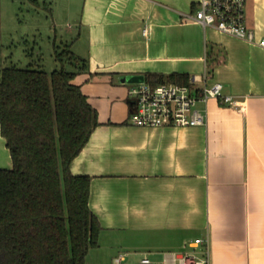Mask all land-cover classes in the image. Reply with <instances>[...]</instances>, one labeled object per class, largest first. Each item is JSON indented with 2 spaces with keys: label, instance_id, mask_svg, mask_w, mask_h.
<instances>
[{
  "label": "crops",
  "instance_id": "0c3cea01",
  "mask_svg": "<svg viewBox=\"0 0 264 264\" xmlns=\"http://www.w3.org/2000/svg\"><path fill=\"white\" fill-rule=\"evenodd\" d=\"M197 1L78 0L69 16L68 44L88 65L72 82L98 113L70 165L90 177L89 207L102 227L85 264H114L121 253L162 256L207 234L212 264H264V0H246L254 43L186 19ZM205 71L242 110L212 98L205 125L130 123L122 76L200 80ZM11 167L0 132V168Z\"/></svg>",
  "mask_w": 264,
  "mask_h": 264
},
{
  "label": "trees",
  "instance_id": "16d2710c",
  "mask_svg": "<svg viewBox=\"0 0 264 264\" xmlns=\"http://www.w3.org/2000/svg\"><path fill=\"white\" fill-rule=\"evenodd\" d=\"M55 60L61 66L50 72L40 66L0 69V132L12 160L11 168H0V264H85L99 245L90 177L70 170L98 125L96 109L72 82L88 65L68 44L55 51ZM143 79L189 83L176 73H146Z\"/></svg>",
  "mask_w": 264,
  "mask_h": 264
},
{
  "label": "built area",
  "instance_id": "2783aa9c",
  "mask_svg": "<svg viewBox=\"0 0 264 264\" xmlns=\"http://www.w3.org/2000/svg\"><path fill=\"white\" fill-rule=\"evenodd\" d=\"M201 26L213 27L249 43L256 40L255 31L246 23V0H198L193 12L184 15ZM147 29L143 30L146 33ZM264 46V39L258 41ZM207 72L200 80L189 78L188 84L163 82L152 85L144 79L128 83L127 98L134 110L129 121L143 127H191L205 125L206 103L217 99L220 105L242 110L238 99L222 93L221 83H207ZM198 82H202L198 85ZM203 106V107H200ZM126 254H118L114 264H121ZM135 264H212L208 234L186 240L174 250L163 252L161 260L142 256Z\"/></svg>",
  "mask_w": 264,
  "mask_h": 264
},
{
  "label": "rangeland",
  "instance_id": "374dc122",
  "mask_svg": "<svg viewBox=\"0 0 264 264\" xmlns=\"http://www.w3.org/2000/svg\"><path fill=\"white\" fill-rule=\"evenodd\" d=\"M79 7L78 0H0L1 64L21 68L40 66L47 72L59 68L61 63L55 60V51L60 53L75 37L69 28L74 27L69 16H75ZM69 49L72 52L70 46ZM66 62L64 57L63 64L70 68ZM142 256L130 254L121 264H135Z\"/></svg>",
  "mask_w": 264,
  "mask_h": 264
},
{
  "label": "water",
  "instance_id": "95a60500",
  "mask_svg": "<svg viewBox=\"0 0 264 264\" xmlns=\"http://www.w3.org/2000/svg\"><path fill=\"white\" fill-rule=\"evenodd\" d=\"M141 80H143V76L136 75V74L121 77V81L126 82V83L139 82ZM130 104H132V103H130Z\"/></svg>",
  "mask_w": 264,
  "mask_h": 264
}]
</instances>
